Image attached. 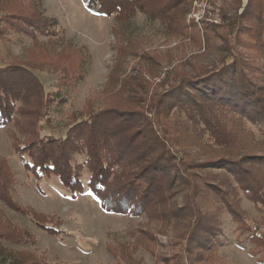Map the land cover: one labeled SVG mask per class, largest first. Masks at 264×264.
<instances>
[{
	"label": "rangeland",
	"instance_id": "374dc122",
	"mask_svg": "<svg viewBox=\"0 0 264 264\" xmlns=\"http://www.w3.org/2000/svg\"><path fill=\"white\" fill-rule=\"evenodd\" d=\"M13 2L36 10L39 6L58 24L53 28L56 33L35 38L7 30L11 25L4 28L0 21V66H43L32 70L45 85L47 104L34 127L26 126L31 114L19 113V101L7 113V124L0 126L2 181L13 201L41 220L34 221L32 215L9 206L0 196V264H264V239L252 241L246 228L264 231V203L250 197L243 189L247 186L228 170L210 176L220 187L200 185L194 191V202L191 191H183V184L170 180L152 213L131 215L101 207L88 186L91 170L85 165L86 153L72 154L71 163L80 170L83 182V190L75 193L58 174L36 176L20 153L25 143L36 139L34 130L44 138L64 137L75 115L116 105L138 108L135 100L143 91H163L183 72L219 59L224 54L219 34L235 36L241 24L238 16L248 0H185V6H176L180 13L171 28L140 10L121 19L101 14L89 10L84 0ZM243 20L246 28L239 39L238 57L263 58L258 49L264 42V20ZM78 63L79 70L75 69ZM143 77L145 89L138 79ZM36 101V97L30 99L24 105L26 111L38 109ZM231 128L234 141L230 148L216 143L206 147L207 139H203L204 146L189 153L201 159L250 153L253 158L242 164L245 170L238 175L247 185L259 186L258 180L264 185V126L246 120L240 129ZM25 159L31 162L32 157L27 154ZM199 176L197 180L203 182ZM41 223L56 225L61 232L51 233ZM200 224L210 229L202 236L208 239L204 242L196 236L192 242L188 233H195ZM4 233H10L11 239ZM144 233L154 237L146 240L148 244L138 239ZM211 243H217L215 249Z\"/></svg>",
	"mask_w": 264,
	"mask_h": 264
},
{
	"label": "trees",
	"instance_id": "16d2710c",
	"mask_svg": "<svg viewBox=\"0 0 264 264\" xmlns=\"http://www.w3.org/2000/svg\"><path fill=\"white\" fill-rule=\"evenodd\" d=\"M84 2L89 10L105 15L114 14L118 19L129 18L136 10H140L146 12L151 19H160L170 28L176 21V13H180L176 6H185V0ZM263 4L264 0H248L244 12L238 16L241 24L235 36L219 34V47L224 51L219 59L209 65H198L192 72H183L173 85L163 91L155 89L150 92L147 89L139 95L141 97L134 92L138 96L134 99L138 108H120L116 105L83 116L75 115L64 137L44 138L34 130L36 139L25 143L22 150H19L27 167L33 169L38 177L47 173L58 174L75 193L83 190V182L80 170H76L71 163L72 154L86 153L85 165L91 170L89 188L105 211L119 214L152 213V207L159 203L170 180H173V184H183V191H191L194 202L197 196L194 191L203 184L220 187L210 176L213 178L225 174L226 170L235 174L241 185L247 186L243 189L250 197L259 204L264 203L261 199H264L263 182L258 180L259 186L247 185L238 175L239 171L245 170L241 168L242 164L246 160L250 161L252 154L246 153L233 158L230 152L226 156L201 159L189 153L198 145L204 146L203 139H207L204 142L206 147L216 143L230 148L234 141L231 126L240 129L246 120L264 126V69L260 65L264 57H238L241 53L239 39L246 28L243 18L247 17L253 23L264 20ZM0 12L4 28H7L8 23L11 25L7 30L12 28L13 31L35 38L39 34L56 33L53 28L58 24L57 19L45 15L39 6L36 10L22 2L17 4L13 0H0ZM260 48L258 51L264 55V42ZM18 67L0 66V126L7 124V113L15 109L19 101L22 102L18 107L19 113L31 114L30 121L24 120L26 126L28 123L29 127H34L47 104L45 85L32 69L44 68L35 63H24ZM79 67L78 63L75 69L79 70ZM19 70L20 74H16ZM138 79L140 87L145 89L147 80L144 77ZM34 97L37 98L38 109L26 111L24 105ZM234 120L237 121L233 122ZM206 134H209L207 138L204 137ZM16 148L19 149V146ZM252 153L258 156L255 155L257 153ZM27 154L32 157L31 162L25 159ZM216 169L221 171H214ZM200 170L204 173H200ZM198 174L203 182L197 180ZM2 179L0 175V196L5 202L32 215L33 220L40 223V217L13 201L5 186L7 184ZM41 225L51 233L61 232L56 225ZM246 228L251 231L249 237L252 241H263L264 231L260 232L258 228L251 226ZM208 231L210 229L200 224L196 226V232H190L188 236L192 242L197 238L205 242L208 237L202 236ZM3 235L8 239L12 237L10 233ZM149 238L154 239L147 234L138 239L143 240V244H148L146 240ZM217 238L219 241V237ZM216 244L211 243V248L215 249Z\"/></svg>",
	"mask_w": 264,
	"mask_h": 264
}]
</instances>
